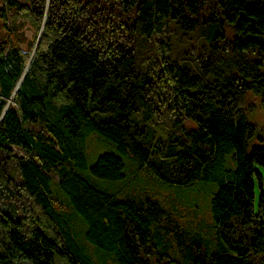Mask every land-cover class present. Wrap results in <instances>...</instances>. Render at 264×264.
Wrapping results in <instances>:
<instances>
[{
  "label": "trees",
  "instance_id": "obj_1",
  "mask_svg": "<svg viewBox=\"0 0 264 264\" xmlns=\"http://www.w3.org/2000/svg\"><path fill=\"white\" fill-rule=\"evenodd\" d=\"M263 64L264 0H0V264H97L67 205L114 264H264V144L248 148L246 114L249 92L264 109ZM90 132L117 151L94 176L123 178L131 153L135 173L214 182L212 249L166 196L92 184Z\"/></svg>",
  "mask_w": 264,
  "mask_h": 264
},
{
  "label": "rangeland",
  "instance_id": "obj_2",
  "mask_svg": "<svg viewBox=\"0 0 264 264\" xmlns=\"http://www.w3.org/2000/svg\"><path fill=\"white\" fill-rule=\"evenodd\" d=\"M14 26L17 31L22 32L25 35L26 40L21 42V48L27 50L28 41L32 40L34 36V28L31 22L24 18H18L14 22ZM38 36H40V32ZM261 71L264 72V64L261 66ZM247 101L251 105L246 109L247 118L255 125L254 133L248 140V148H251L256 144H264V109L260 104L259 97L252 92L248 93ZM84 149L87 156V168L82 170V174L92 184L100 189L121 194L129 192V190L134 191V189H147L166 196L169 203L173 204L175 207L174 213L177 219L182 224L183 222H188L202 228L205 238V246L208 250L212 249L214 241L213 229L211 227L212 218L210 212V197L212 191L216 189V184L214 182L198 180L193 185L185 186L162 182L148 170L135 173V160L131 153L120 154L124 162L123 178H99L90 173L88 166L91 165L97 156L103 152H117L114 143L97 132H90L85 138ZM226 159L227 165L232 166V154H228ZM52 187L55 188L54 183L52 184ZM58 195L61 200H64V195L59 193ZM65 214L70 219V225L77 242L93 258V260L97 264H114L110 258L104 256L103 251L84 239V222L74 215L68 205L66 206Z\"/></svg>",
  "mask_w": 264,
  "mask_h": 264
}]
</instances>
